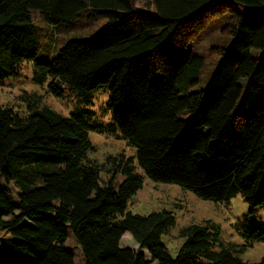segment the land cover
I'll return each mask as SVG.
<instances>
[{
  "label": "trees",
  "instance_id": "16d2710c",
  "mask_svg": "<svg viewBox=\"0 0 264 264\" xmlns=\"http://www.w3.org/2000/svg\"><path fill=\"white\" fill-rule=\"evenodd\" d=\"M137 1L0 0V80L32 61L34 82L49 79L54 96L65 90L82 100L68 117L36 94L19 98L25 115L0 106V232L9 236L0 264H74L70 236L84 264H250L236 251L214 252L217 230L207 221L180 230L172 258L161 239L174 215L126 210L143 187L131 161L120 155L98 165L89 158L86 97L107 92L112 120L147 178L205 201L240 195L251 211L263 207L264 0H151L154 12L137 9ZM86 7L104 10L105 25L90 39L66 43L50 61L36 59L31 12L60 25ZM225 13L231 42L214 49L219 60L210 80L189 93L204 67L191 44ZM116 174L123 180L115 189ZM126 233L138 250L120 246ZM241 233L264 241V223Z\"/></svg>",
  "mask_w": 264,
  "mask_h": 264
},
{
  "label": "rangeland",
  "instance_id": "374dc122",
  "mask_svg": "<svg viewBox=\"0 0 264 264\" xmlns=\"http://www.w3.org/2000/svg\"><path fill=\"white\" fill-rule=\"evenodd\" d=\"M134 6L140 10L154 12L151 0H140ZM104 10L86 7L77 17L68 23L49 25L38 12H31L32 34L31 38L37 43L38 52L36 59L50 61L56 57L59 50L68 42L90 39L106 23ZM230 14L225 13L213 17L208 21L191 44V49L204 58V67L199 82L188 88V92H196L204 88L211 78V74L219 60L214 49L226 48L231 42L226 30ZM250 56L257 58L259 51L250 50ZM36 67L32 61L23 62L17 75L0 80V106L12 107L22 115L28 113L26 104L19 100L24 94H36L40 96V104L54 110L61 116L68 117L77 110L82 100L80 97L65 91L62 96H54L48 91V81L42 84L34 82ZM87 121L85 129L94 151L89 158L98 165L105 162L107 157L123 155L131 161L136 172L143 178V187L128 202L127 211L133 214L145 215L151 212L166 210L175 217V223L167 236L161 241L172 258L182 243L179 236L181 229L191 225L207 221L213 224L217 230V241L212 250L220 252L229 250L242 262L258 263L264 260V241L248 242L242 236L241 230L254 224L264 223V206L251 211L248 204L240 195L227 202L215 203L205 201L186 189L173 185L152 181L139 167L136 158V149L122 137L114 124L111 112L108 109L109 95L105 90H98L87 95ZM186 114H180L179 118H186ZM109 177L102 172L101 179L106 181ZM123 177L116 174L113 177V187L122 182ZM7 233L0 232V261L4 256L7 245ZM10 244V243H9ZM66 246L73 254L74 264H84L81 251L70 236ZM121 247H130L138 250L129 233L124 234L120 241ZM156 264V263H153Z\"/></svg>",
  "mask_w": 264,
  "mask_h": 264
}]
</instances>
